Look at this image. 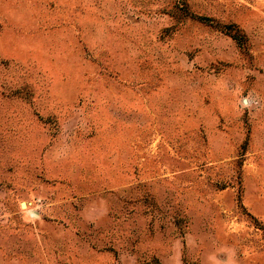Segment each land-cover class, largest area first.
<instances>
[{"label":"rangeland","instance_id":"1","mask_svg":"<svg viewBox=\"0 0 264 264\" xmlns=\"http://www.w3.org/2000/svg\"><path fill=\"white\" fill-rule=\"evenodd\" d=\"M0 264H264V0H0Z\"/></svg>","mask_w":264,"mask_h":264}]
</instances>
